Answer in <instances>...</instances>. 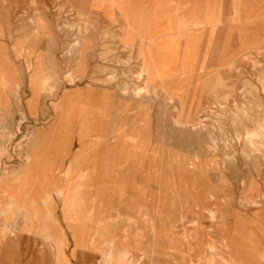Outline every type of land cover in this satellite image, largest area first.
Wrapping results in <instances>:
<instances>
[{"label":"rangeland","instance_id":"374dc122","mask_svg":"<svg viewBox=\"0 0 264 264\" xmlns=\"http://www.w3.org/2000/svg\"><path fill=\"white\" fill-rule=\"evenodd\" d=\"M263 129L264 0H0V264H264Z\"/></svg>","mask_w":264,"mask_h":264},{"label":"bare ground","instance_id":"6f19581e","mask_svg":"<svg viewBox=\"0 0 264 264\" xmlns=\"http://www.w3.org/2000/svg\"><path fill=\"white\" fill-rule=\"evenodd\" d=\"M80 15H84L83 13H80ZM159 37V36H158ZM155 38L156 36L154 35H151L149 36L147 39H143V40H140V43H141V49L142 50H145L147 52V56L149 57L150 61H151V65H153V72L155 73V76L156 79L159 81V82H165L166 79L168 78H173V77H178L179 81H180V84L184 83V82H188V81H192V80H195L196 78H199L203 73H204V70H205V66L207 64V59H206V53H204L205 51L208 52L209 50V45L208 43H197V41L194 39L193 36H190L187 41H186V50L187 51H190V50H193V51H197L198 53H196V55H189V54H185L181 57V60L179 61V64L177 65V67L174 68L173 66V69H167L169 66H171L172 63H170V59L172 57V54L168 53V51L170 50V40H162L161 44H162V49H161V53L160 52H157V49H156V45L154 43L155 41ZM164 39V38H163ZM179 40V39H178ZM173 42V41H172ZM169 43V44H168ZM219 43V42H217ZM213 44V43H212ZM74 46L77 47V49H79V51L82 50V41H80L78 39V41L76 40L73 44ZM211 45V44H210ZM166 48V49H165ZM82 52V51H81ZM248 57V54H238L234 57H232L231 59H229L228 61H225L223 64H219V65H214L213 67H217V68H221L225 65H228V64H234L236 63L237 60H240V59H246ZM132 81V80H131ZM122 87V86H121ZM195 94V93H194ZM188 97H190L188 95ZM226 100V99H225ZM235 101V100H234ZM124 102V101H123ZM195 104H197L195 102ZM183 105V104H182ZM209 106H215V107H221L222 106V103L220 101H216V103H209L208 104ZM225 105V104H224ZM123 106V105H122ZM191 107V106H190ZM183 113L185 114V117L189 116L188 117V124L187 125H190L192 128H196V124L195 122L198 121L199 119V113L203 111V109H194V108H191L189 111L186 110V108H183L182 109ZM223 111V110H222ZM244 112V111H243ZM229 114V113H228ZM219 116V115H218ZM201 118V117H200ZM199 122V121H198ZM180 123V122H179ZM200 123V122H199ZM184 124V123H183ZM264 130V129H263ZM246 136V135H245ZM254 136V135H253ZM127 137V136H126ZM129 140H134V137L132 136H128L127 137ZM80 185V184H79ZM62 196V195H61ZM12 201V199H11ZM13 202V201H12ZM15 202V200H14ZM21 208V207H19ZM0 213L1 214H20V212L18 211V213H14L12 211H9V210H5V209H0ZM0 214V215H1ZM1 217V216H0ZM8 217V215H7ZM15 217V216H14ZM146 219V218H145ZM10 220V219H9ZM21 220V219H20ZM5 221V220H3ZM11 222V220H10ZM9 222V223H10ZM6 223V222H5ZM11 224V223H10ZM7 225V223H6ZM5 225V226H6ZM13 225V224H12ZM8 226V225H7ZM12 227V226H11ZM7 228V227H6ZM16 228V227H15ZM13 229V227H12ZM3 231V230H2ZM9 231V230H8ZM7 231V232H8ZM18 231V229H17ZM5 232V231H4ZM10 232V231H9ZM189 232V231H188ZM193 233H195L194 231H192ZM192 233V234H193ZM9 234V233H8ZM12 233L10 232V235ZM190 236H194L196 235V233L194 235L191 234V232L189 233ZM12 236V235H11ZM15 236V235H13ZM197 236V235H196ZM195 236V238H196ZM129 238V237H128ZM181 238H185L188 239L189 236L188 235H184V237L182 236ZM189 240V239H188ZM187 240V241H188ZM190 240H191V237H190ZM186 242V241H185ZM13 243V242H12ZM127 243V242H126ZM188 243V242H187ZM193 243V241H192ZM14 245V244H13ZM189 245V244H188ZM209 248H211L210 245H208ZM212 249V248H211ZM106 252V251H105ZM107 255V254H106ZM126 255V254H125ZM186 255V254H185ZM211 256V252L209 254ZM259 256V255H258ZM21 257V256H20ZM119 257V256H118ZM127 257V256H125ZM184 257V256H183ZM189 257V256H188ZM192 258V257H191ZM230 258V257H229ZM210 259V258H209ZM212 259V258H211ZM210 259V260H211ZM108 260V259H107ZM105 259V261H107ZM132 261V260H131ZM222 261V260H221ZM262 261V260H261ZM111 262V260H110ZM120 261H118L117 263H119ZM225 262V261H224ZM234 262V261H232ZM151 263V262H150ZM153 263V262H152ZM213 263V262H212ZM236 263V262H235ZM109 264V262H108ZM123 264V263H122ZM129 264V263H128ZM131 264V263H130ZM234 264V263H233Z\"/></svg>","mask_w":264,"mask_h":264},{"label":"crops","instance_id":"0c3cea01","mask_svg":"<svg viewBox=\"0 0 264 264\" xmlns=\"http://www.w3.org/2000/svg\"><path fill=\"white\" fill-rule=\"evenodd\" d=\"M167 32V31H166ZM164 33L165 32H163V31H161V32H158V33H156L154 36H156V38H155V41H154V43H155V45H156V49H157V52H160L161 53V49H162V44H161V42H162V40H169V38L167 37V36H165L164 35ZM168 33V32H167ZM164 36H163V35ZM162 35V36H161ZM158 36H161V37H158ZM164 38V39H163ZM166 49V48H165Z\"/></svg>","mask_w":264,"mask_h":264}]
</instances>
